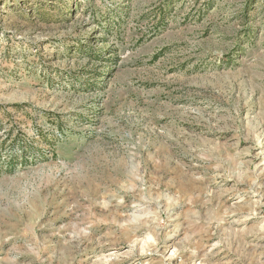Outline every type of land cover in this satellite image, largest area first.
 I'll return each instance as SVG.
<instances>
[{"label": "rangeland", "instance_id": "1", "mask_svg": "<svg viewBox=\"0 0 264 264\" xmlns=\"http://www.w3.org/2000/svg\"><path fill=\"white\" fill-rule=\"evenodd\" d=\"M0 264H264V0H0Z\"/></svg>", "mask_w": 264, "mask_h": 264}]
</instances>
